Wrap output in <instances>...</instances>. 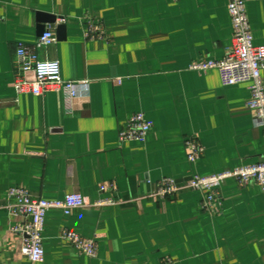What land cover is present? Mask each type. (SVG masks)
Segmentation results:
<instances>
[{"label":"crops","instance_id":"1","mask_svg":"<svg viewBox=\"0 0 264 264\" xmlns=\"http://www.w3.org/2000/svg\"><path fill=\"white\" fill-rule=\"evenodd\" d=\"M230 0H0V264H264V189L230 179L219 209L206 190L152 194L164 177L180 185L264 162V127L248 106L249 83L225 86L218 69L232 43ZM256 44L264 45V0H246ZM43 15L57 41L38 48L59 60L78 95L17 94L19 42L35 44ZM92 22L101 36H88ZM264 79V71L262 72ZM33 77V73H28ZM142 111L153 121L144 140L119 132ZM205 148L188 158L186 140ZM62 200L80 192L85 205L47 212L45 260L22 252V221L6 206L9 188ZM106 186V190H101ZM111 200L105 204L99 201ZM70 229L95 239L88 256L63 238Z\"/></svg>","mask_w":264,"mask_h":264},{"label":"built area","instance_id":"2","mask_svg":"<svg viewBox=\"0 0 264 264\" xmlns=\"http://www.w3.org/2000/svg\"><path fill=\"white\" fill-rule=\"evenodd\" d=\"M228 7L232 20L233 37L225 57L221 60H202L194 64V67L202 70L218 69L222 84L225 86L249 83L251 97L248 100V106L254 113V123L264 127V79L262 75L264 45L254 42L246 0H230ZM86 34L101 36L100 30L92 22H89ZM56 41L54 30L48 28L35 44L18 43L15 64L19 73L14 83L17 94L32 93L39 96L50 90H63L70 99L78 95L76 82L63 78L60 61L44 60L38 53V48L49 46ZM28 73H33V77H29ZM153 126V121L147 118L144 112H136L120 129L119 140L120 142L144 140L152 131ZM186 144L190 161H197L204 154V146L194 137L187 138ZM230 179L236 180L241 185L257 184L264 189V162L228 169L210 176L194 174L190 176L185 185H180L174 177H164L159 181L158 188L152 196L166 198L183 189L206 190L204 206L218 210L221 204L220 190ZM106 189V186H101V190ZM7 196L9 202L6 208L10 215L22 217V221L14 225L12 230L24 236L22 252L34 263L45 260L43 232L47 212L56 208L69 215L72 210L85 205L84 197L80 192L68 193L62 200H47L33 196L25 188L13 186L9 188ZM110 201H99L97 204ZM63 238L83 254L91 257L98 254L95 239L86 238L70 229L63 232ZM165 264H174V260L167 258Z\"/></svg>","mask_w":264,"mask_h":264},{"label":"water","instance_id":"3","mask_svg":"<svg viewBox=\"0 0 264 264\" xmlns=\"http://www.w3.org/2000/svg\"><path fill=\"white\" fill-rule=\"evenodd\" d=\"M42 22H43V26L41 27V35L46 30V23H50V24L55 23L56 17L52 15H43Z\"/></svg>","mask_w":264,"mask_h":264}]
</instances>
